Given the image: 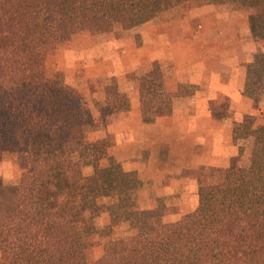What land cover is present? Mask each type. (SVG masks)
<instances>
[{
	"label": "trees",
	"instance_id": "16d2710c",
	"mask_svg": "<svg viewBox=\"0 0 264 264\" xmlns=\"http://www.w3.org/2000/svg\"><path fill=\"white\" fill-rule=\"evenodd\" d=\"M183 1L0 0V38L10 42L0 48V155L23 153L28 174L36 176L44 168L47 183L63 184L47 201L23 200L17 186L0 180V264H90L85 251L99 244L106 213L112 224L128 223V229L106 243L91 264H264V122L256 125V117L246 114L233 124L232 142L239 155L248 149L247 163L232 164L220 183L201 186L192 212L165 223L157 206L129 219L119 203L104 204L107 191L95 173L87 172L110 156L112 136L106 133L71 150L84 116L63 75H46L47 55L66 35L137 27ZM205 1L255 9L253 40L259 47L264 42V0ZM164 75L155 63L135 77L145 125L168 116L175 97L194 92L184 82L176 93L167 91ZM247 75L243 92L250 97L264 93V51L254 52ZM104 97L99 112L105 128V117L128 100L116 83L105 86ZM165 149L158 151L159 160ZM84 199L88 207L80 205Z\"/></svg>",
	"mask_w": 264,
	"mask_h": 264
},
{
	"label": "crops",
	"instance_id": "0c3cea01",
	"mask_svg": "<svg viewBox=\"0 0 264 264\" xmlns=\"http://www.w3.org/2000/svg\"><path fill=\"white\" fill-rule=\"evenodd\" d=\"M239 12L221 13L207 3L175 25L153 20L140 24V42L116 40L121 50L117 90L126 95L128 104L105 117L104 134L111 135L114 143L107 164L92 173L107 191L104 202L119 203L129 219L157 206L164 209L165 223L192 212L198 189L220 183L240 157L232 142L233 124L246 114L256 117V125L264 122V93L250 97L243 92L255 52L257 12ZM190 18L198 22L190 23ZM155 63L164 68L167 91L176 93L184 82L193 85L194 92L175 97L168 116L145 125L135 77L151 71ZM100 98L104 105V93ZM162 148L165 158L159 160Z\"/></svg>",
	"mask_w": 264,
	"mask_h": 264
},
{
	"label": "rangeland",
	"instance_id": "374dc122",
	"mask_svg": "<svg viewBox=\"0 0 264 264\" xmlns=\"http://www.w3.org/2000/svg\"><path fill=\"white\" fill-rule=\"evenodd\" d=\"M206 4L205 0L183 1L170 9L160 12L158 15L152 14L143 24L153 20L158 23L175 25L189 11H194L196 8ZM215 7H219L221 13L229 14H240L239 11L247 9L228 5H215ZM248 10L253 12L255 9ZM189 20L190 23L198 22L197 18H190ZM137 29V27L129 26H112L100 34L80 31L66 35L60 45L49 51L45 62L46 75L49 78H53L57 73L63 75L69 93L74 99L75 108L84 116L81 135L76 142L71 144V150H80L85 145L83 142L102 140L105 137V128L97 113L100 114L99 110L103 106L99 99L105 93L104 85L108 84V82L109 84L116 83V86L118 85L116 69L117 65L120 66L118 58L121 55V50L116 47L115 43L116 40L123 38H130L134 42L135 40L140 42L141 36ZM9 43V39L0 38V48L7 49ZM253 43L255 51L260 50L261 45H264V42H262L259 47L254 40ZM91 46L94 48H91ZM118 107H121L119 103ZM94 114L96 116H93ZM109 143H114L113 137ZM243 152L240 157L237 156L236 160L238 164L246 165L248 149L246 148ZM108 158L103 159L100 162V166L106 165ZM94 168V166L87 168V172L92 173ZM28 169L29 162L25 154L4 153L0 155V180L5 185L17 186L23 200L38 199L47 201L50 199L51 192L63 185L61 182L47 183L44 180V168H40L36 176L28 174ZM79 203L82 207H88L90 201L84 199L80 200ZM104 204L106 203L104 202ZM70 207L72 205L68 206L67 209L72 210L73 208ZM102 221L103 230L99 244L93 245L85 251L86 261L90 264L101 256L103 246L106 243L122 238L128 229V223L112 224L107 213L104 214Z\"/></svg>",
	"mask_w": 264,
	"mask_h": 264
}]
</instances>
